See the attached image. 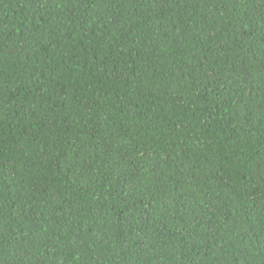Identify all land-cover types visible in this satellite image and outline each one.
<instances>
[{
    "label": "trees",
    "instance_id": "obj_1",
    "mask_svg": "<svg viewBox=\"0 0 264 264\" xmlns=\"http://www.w3.org/2000/svg\"><path fill=\"white\" fill-rule=\"evenodd\" d=\"M0 264H264V0H0Z\"/></svg>",
    "mask_w": 264,
    "mask_h": 264
}]
</instances>
